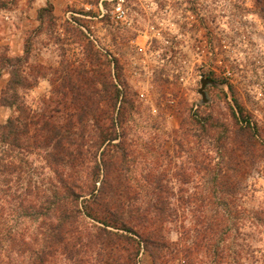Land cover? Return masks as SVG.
<instances>
[{
  "label": "rangeland",
  "instance_id": "374dc122",
  "mask_svg": "<svg viewBox=\"0 0 264 264\" xmlns=\"http://www.w3.org/2000/svg\"><path fill=\"white\" fill-rule=\"evenodd\" d=\"M118 3L127 10L122 22L112 18ZM42 8L52 10L39 20ZM18 56L27 59L20 67L23 78L34 84L19 93L38 111L57 95L66 64L98 67L117 83L112 74L119 62L134 103L128 120L129 176L139 182L148 174L160 177L170 203L171 218L157 226L153 241L142 242L138 264H264V0H0V66H5L0 94L11 77L6 60ZM202 77L215 81L206 86L207 102L199 93ZM229 84L259 126L258 146L248 157L247 139L237 133L231 113ZM12 113L4 108L0 123ZM196 113L211 114L228 128L223 156L219 131L200 130ZM230 150L240 156L235 171L228 168ZM28 161L26 180L49 189L56 177L42 155L29 154ZM95 161L86 162L85 181ZM220 169L226 178L215 181ZM17 186L13 192L23 191ZM16 195L0 192V264H77L62 255L41 261L30 249L19 252L7 243L11 229L37 231L38 222L23 217ZM208 214L217 219L219 244L211 241L209 251L193 244L195 227ZM161 242L168 250L157 251ZM133 243H119L122 259L134 254ZM188 245L193 251L185 255ZM89 254L83 263L96 264Z\"/></svg>",
  "mask_w": 264,
  "mask_h": 264
},
{
  "label": "trees",
  "instance_id": "16d2710c",
  "mask_svg": "<svg viewBox=\"0 0 264 264\" xmlns=\"http://www.w3.org/2000/svg\"><path fill=\"white\" fill-rule=\"evenodd\" d=\"M51 10L40 9L39 20ZM24 60L27 61L19 56L6 60L11 66V77L1 90L0 107L9 108L13 113L0 123V192L9 196L16 193L23 217L38 223L33 235L25 229H11L5 237L7 243L17 247L19 252L30 249L41 261L62 255L77 264H85L84 256L90 252L96 264H138L136 259L142 242L153 241L151 235L157 234V226H163L171 218L170 203L168 195L163 194L168 190H163L160 177L148 174L139 182L129 176L128 120L134 103L121 79L119 62L112 74L117 83L108 81L96 69L98 67L86 70L66 64L60 71L63 78L56 89L57 95L38 111L19 93L20 88L34 85L28 84L21 74ZM4 67L1 63L0 71ZM229 85L234 102V106L230 104L231 113L238 125L237 133L247 139L244 149L247 153L258 146L259 126ZM101 102H105V107ZM193 119L203 132L219 131L217 148L223 156L226 153L224 142L228 138L226 125L211 114L196 113ZM33 153L42 155L56 177L48 183L49 189L32 182V178L26 180L28 155ZM249 154L252 152L246 156ZM93 157L96 161L88 173L89 180L85 181L84 167ZM239 157L230 150L229 169L235 171ZM219 176L224 179L226 173L218 170L215 181ZM17 184L23 191L13 192ZM84 218L100 225L88 226ZM149 225L155 227L148 229ZM217 225V219L210 216L198 222L197 239L193 244L209 251V243L216 240L218 234ZM93 226L96 230L89 228ZM120 231L132 233L138 240ZM157 237L163 238L160 234ZM123 240L135 242V252L127 260L119 254V243ZM214 243L219 246L217 240ZM157 248V251L168 250L162 242ZM183 250L187 255L193 248L188 245Z\"/></svg>",
  "mask_w": 264,
  "mask_h": 264
},
{
  "label": "built area",
  "instance_id": "2783aa9c",
  "mask_svg": "<svg viewBox=\"0 0 264 264\" xmlns=\"http://www.w3.org/2000/svg\"><path fill=\"white\" fill-rule=\"evenodd\" d=\"M112 18L116 22H122L127 18V10L121 3H118L112 10Z\"/></svg>",
  "mask_w": 264,
  "mask_h": 264
},
{
  "label": "water",
  "instance_id": "95a60500",
  "mask_svg": "<svg viewBox=\"0 0 264 264\" xmlns=\"http://www.w3.org/2000/svg\"><path fill=\"white\" fill-rule=\"evenodd\" d=\"M208 84H215V81L210 77H202L201 78V87L199 88V93L203 97V102H207V93H206V86Z\"/></svg>",
  "mask_w": 264,
  "mask_h": 264
},
{
  "label": "crops",
  "instance_id": "0c3cea01",
  "mask_svg": "<svg viewBox=\"0 0 264 264\" xmlns=\"http://www.w3.org/2000/svg\"><path fill=\"white\" fill-rule=\"evenodd\" d=\"M8 39H13L14 37L13 36H11V35H9V37H7ZM16 38V37H15ZM11 41V40H10ZM19 47H20V44H19ZM3 70L4 69H2L1 71H0V74H1V72H3ZM0 78H1V76H0ZM2 90V89H1ZM4 108H6V107H0V112L4 109Z\"/></svg>",
  "mask_w": 264,
  "mask_h": 264
}]
</instances>
